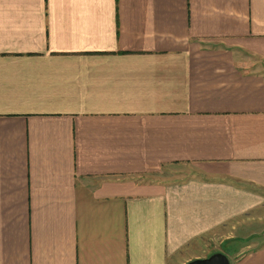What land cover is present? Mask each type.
Listing matches in <instances>:
<instances>
[{
    "label": "crops",
    "instance_id": "0c3cea01",
    "mask_svg": "<svg viewBox=\"0 0 264 264\" xmlns=\"http://www.w3.org/2000/svg\"><path fill=\"white\" fill-rule=\"evenodd\" d=\"M257 210L264 0H0V264H264Z\"/></svg>",
    "mask_w": 264,
    "mask_h": 264
},
{
    "label": "rangeland",
    "instance_id": "374dc122",
    "mask_svg": "<svg viewBox=\"0 0 264 264\" xmlns=\"http://www.w3.org/2000/svg\"><path fill=\"white\" fill-rule=\"evenodd\" d=\"M248 222H249V228L246 229V233H245V228H243V232H241L240 228L238 229H234L233 231V236L235 237H239L240 234L242 233V235H246L251 237V241L250 243L255 244L257 246L258 241L257 239H255V236H259L261 238H259L260 240L264 241V210L261 211H255L253 213H251V215L248 218ZM245 226V224H244ZM241 235V236H242ZM244 241L239 240L236 242H226V244L222 245L221 247H219L221 253L223 255H228L231 254L232 252H238L240 247L243 245Z\"/></svg>",
    "mask_w": 264,
    "mask_h": 264
},
{
    "label": "water",
    "instance_id": "95a60500",
    "mask_svg": "<svg viewBox=\"0 0 264 264\" xmlns=\"http://www.w3.org/2000/svg\"><path fill=\"white\" fill-rule=\"evenodd\" d=\"M187 264H230L220 253L213 254L205 259L192 260L187 262Z\"/></svg>",
    "mask_w": 264,
    "mask_h": 264
}]
</instances>
